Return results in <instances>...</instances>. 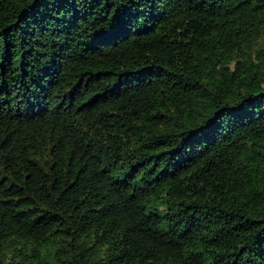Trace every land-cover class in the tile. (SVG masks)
Listing matches in <instances>:
<instances>
[{
	"label": "trees",
	"instance_id": "trees-1",
	"mask_svg": "<svg viewBox=\"0 0 264 264\" xmlns=\"http://www.w3.org/2000/svg\"><path fill=\"white\" fill-rule=\"evenodd\" d=\"M0 264H264V0H0Z\"/></svg>",
	"mask_w": 264,
	"mask_h": 264
}]
</instances>
